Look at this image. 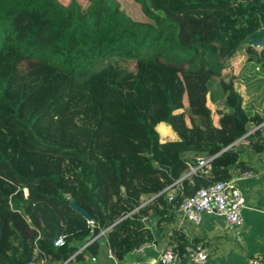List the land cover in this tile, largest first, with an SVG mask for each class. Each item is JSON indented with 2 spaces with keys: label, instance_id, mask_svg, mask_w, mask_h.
Wrapping results in <instances>:
<instances>
[{
  "label": "trees",
  "instance_id": "obj_1",
  "mask_svg": "<svg viewBox=\"0 0 264 264\" xmlns=\"http://www.w3.org/2000/svg\"><path fill=\"white\" fill-rule=\"evenodd\" d=\"M132 2L136 16L117 0H0V264H65L102 247L121 259L153 240L144 220L171 225L184 198L247 171L235 142L262 118L223 71L264 31V0ZM245 54L264 83V47ZM159 125L175 138L160 141ZM186 154L209 170L169 199L197 163ZM143 195L157 196L141 207ZM171 238L182 255L191 244Z\"/></svg>",
  "mask_w": 264,
  "mask_h": 264
},
{
  "label": "crops",
  "instance_id": "obj_2",
  "mask_svg": "<svg viewBox=\"0 0 264 264\" xmlns=\"http://www.w3.org/2000/svg\"><path fill=\"white\" fill-rule=\"evenodd\" d=\"M262 47L264 46H260L258 49L254 47V49L259 51ZM235 54L239 55L240 59L234 65L231 64L232 59L229 58L223 71V76L224 78H231L229 75L231 71L234 73L235 70L236 72L240 70L239 75L235 77V88L241 93L244 107L248 114L260 116L262 118L261 123H263L264 91L252 88L255 82H260V76H255L256 71L250 72V67L245 62V48L241 46ZM238 81L240 83L237 84ZM221 107L219 104L214 109L210 108L213 112L215 125H217L218 121L217 110H220ZM258 127L249 125L247 133L235 142V149L239 151V159L242 161L243 166L247 168V171L256 174L253 177H241L243 172L232 171V177L238 179L237 185L245 197V208L242 211L243 226L241 229L238 232L229 230L225 219L213 214L204 216L198 226L184 232V236L191 244L201 245L209 250L207 264H250L253 260H259L260 264H264V140L261 138V142L255 145L258 148L262 146V151L257 152L253 148L255 140L261 137L260 133L259 136H255V131L258 130ZM185 157L188 160L194 159L197 163L196 165L190 162L187 163V170L170 186L169 192L166 191L169 199L173 197V194H176V189L181 188L182 180H190L195 173L203 171V168L199 167L198 162L205 160L206 157H200L196 154H186ZM175 187L177 188L175 189ZM153 199L154 196L152 195L141 196V207ZM143 224L150 230L153 240L146 242L150 245L141 253L136 251L138 246L119 259L113 257L106 248L102 247L95 257L85 256L80 260H75V254L70 258V262H65V264H129L132 261H137L141 264H159L157 262L159 253L172 240L173 231L179 230L175 228L174 222L162 228H159L155 221L148 219L144 220ZM81 250L77 253L81 252ZM180 255L184 258V254L180 253Z\"/></svg>",
  "mask_w": 264,
  "mask_h": 264
},
{
  "label": "built area",
  "instance_id": "obj_3",
  "mask_svg": "<svg viewBox=\"0 0 264 264\" xmlns=\"http://www.w3.org/2000/svg\"><path fill=\"white\" fill-rule=\"evenodd\" d=\"M262 140H264V122L258 127ZM209 158L200 160L199 167L204 173L209 170ZM255 173L245 171L241 177H253ZM238 179L231 177L226 181L216 182L206 188H201L190 197L184 198L178 206L174 224L175 228L183 234L187 230L198 226L206 215H218L225 219L229 230L237 232L243 226L242 211L245 208V197L237 185ZM64 236L58 237L53 245L61 246ZM149 243L141 244L136 251L142 252L149 247ZM209 250L201 245L189 244L185 247L184 258L179 253L178 243L171 240L168 246L162 250L157 258L159 264H207ZM129 264H141L132 261ZM250 264H260L259 260H253Z\"/></svg>",
  "mask_w": 264,
  "mask_h": 264
},
{
  "label": "rangeland",
  "instance_id": "obj_4",
  "mask_svg": "<svg viewBox=\"0 0 264 264\" xmlns=\"http://www.w3.org/2000/svg\"><path fill=\"white\" fill-rule=\"evenodd\" d=\"M60 1L62 3H67L68 0H60ZM81 1L85 2V0H81ZM117 2L121 4L122 8H125L127 11H129V13L131 15L136 16L138 14V9L134 5L132 0H117ZM241 46L243 48H249L252 50L254 49V47H255V49H258L260 46H264V31L259 30L255 34L251 35L244 42L241 43ZM230 59H232L231 64L235 65V62H237L240 59V56L234 54ZM239 71L240 70H238L236 72V70H235L234 73H233V71H231L229 73L230 77L235 79L236 75H239ZM225 80H228V78H225ZM238 83H240V82L238 81L237 84ZM252 88H257V89H261V91H264V84L261 82H255L252 85ZM219 104L220 105L222 104V94H221V90L218 88L215 92L207 95V105L209 106V108L214 109L215 106L219 105ZM155 131L159 134L160 141L171 140V139L175 138L174 134L166 126L159 125L155 128ZM169 188L170 187H168L166 189L167 192H169ZM176 188L177 187H175V189ZM179 191H180V187L178 189H176V193H178ZM24 193L27 194L26 191H24ZM174 195L175 194H173V196ZM152 196H154V198H155L157 195H152Z\"/></svg>",
  "mask_w": 264,
  "mask_h": 264
},
{
  "label": "water",
  "instance_id": "obj_5",
  "mask_svg": "<svg viewBox=\"0 0 264 264\" xmlns=\"http://www.w3.org/2000/svg\"><path fill=\"white\" fill-rule=\"evenodd\" d=\"M70 205L71 207L76 210L77 212H79L86 220L90 221L91 217L87 214V212L85 210H83L81 207H79L78 205L75 204L74 200H70Z\"/></svg>",
  "mask_w": 264,
  "mask_h": 264
}]
</instances>
